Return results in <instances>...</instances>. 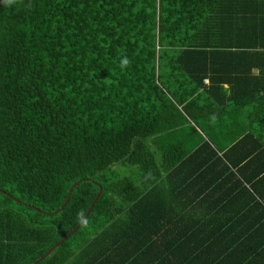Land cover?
Segmentation results:
<instances>
[{
    "label": "trees",
    "instance_id": "1",
    "mask_svg": "<svg viewBox=\"0 0 264 264\" xmlns=\"http://www.w3.org/2000/svg\"><path fill=\"white\" fill-rule=\"evenodd\" d=\"M101 188L37 264H264V0L0 6V264Z\"/></svg>",
    "mask_w": 264,
    "mask_h": 264
},
{
    "label": "water",
    "instance_id": "2",
    "mask_svg": "<svg viewBox=\"0 0 264 264\" xmlns=\"http://www.w3.org/2000/svg\"><path fill=\"white\" fill-rule=\"evenodd\" d=\"M5 0H3L1 3H0V6L2 4H4ZM78 183H75L73 187L77 186ZM2 192H4L3 190H1ZM71 191L72 189L70 190V195H71ZM103 192V188L100 189V192L98 193V195L96 196V198L94 199V201L92 202L91 206L89 207L88 211L86 212L85 216L83 217V219L80 221V223L72 230L70 231V233H68L64 239L60 240L59 242H57L55 245H53L42 257H40L37 261H35L33 264H37L38 262L42 261L44 258H46L56 247H58L59 245H61L65 240H67L69 238L70 235H72L74 232H76L80 226L82 225L83 221L87 218V216L89 215V213L91 212V210L93 209L95 203L97 202L98 198L100 197L101 193ZM70 199V196L68 197L67 201L65 204L68 203ZM16 201H18L17 198H15ZM64 204V205H65ZM63 205V206H64ZM32 207L38 211H40V208H38L37 206H34L32 205ZM61 209H58L57 212H59ZM47 214H51L49 212H45Z\"/></svg>",
    "mask_w": 264,
    "mask_h": 264
},
{
    "label": "rangeland",
    "instance_id": "3",
    "mask_svg": "<svg viewBox=\"0 0 264 264\" xmlns=\"http://www.w3.org/2000/svg\"><path fill=\"white\" fill-rule=\"evenodd\" d=\"M116 169L119 170L120 174L121 175H128V176H131L133 178L136 177V171H135V167H131V166H124L122 164H118L115 166Z\"/></svg>",
    "mask_w": 264,
    "mask_h": 264
},
{
    "label": "clouds",
    "instance_id": "4",
    "mask_svg": "<svg viewBox=\"0 0 264 264\" xmlns=\"http://www.w3.org/2000/svg\"><path fill=\"white\" fill-rule=\"evenodd\" d=\"M15 2V0H5L6 5H12ZM130 59L127 56H122L119 61V67L121 70H125L130 66Z\"/></svg>",
    "mask_w": 264,
    "mask_h": 264
},
{
    "label": "crops",
    "instance_id": "5",
    "mask_svg": "<svg viewBox=\"0 0 264 264\" xmlns=\"http://www.w3.org/2000/svg\"><path fill=\"white\" fill-rule=\"evenodd\" d=\"M232 10H233V9L230 8V9L227 10V12L232 11Z\"/></svg>",
    "mask_w": 264,
    "mask_h": 264
}]
</instances>
